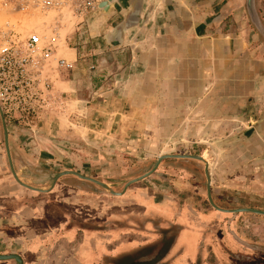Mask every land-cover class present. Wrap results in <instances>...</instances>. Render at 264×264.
<instances>
[{
    "label": "crops",
    "instance_id": "1",
    "mask_svg": "<svg viewBox=\"0 0 264 264\" xmlns=\"http://www.w3.org/2000/svg\"><path fill=\"white\" fill-rule=\"evenodd\" d=\"M112 8L104 60L126 72L139 110L152 108L155 120L146 132L176 137L185 128L191 136L185 149L216 147L220 188L211 189L213 202L226 210L255 208L242 183L256 178L232 175L228 167L236 173L253 165L264 150V0H117ZM43 144L45 156L57 147ZM10 150L17 170L34 162ZM196 169L204 174L205 165L166 159L154 174L174 187L160 195L127 190L82 203L76 190L64 191L63 179L48 193L21 188L4 174L0 157V254H18L24 264H244L252 258L244 253L252 243L245 230L255 221L243 219L241 228L237 214L211 207ZM226 177L231 184L220 185Z\"/></svg>",
    "mask_w": 264,
    "mask_h": 264
},
{
    "label": "rangeland",
    "instance_id": "2",
    "mask_svg": "<svg viewBox=\"0 0 264 264\" xmlns=\"http://www.w3.org/2000/svg\"><path fill=\"white\" fill-rule=\"evenodd\" d=\"M11 2L12 0H0V45L37 35L38 46L50 45L53 55L50 61L32 70L35 82L23 93V96L29 97L25 103H19L17 95L10 89V81L0 82V94L4 98L2 102L11 116L4 118L9 134V147L18 148L24 157L34 161L26 163V169L31 174L76 171L103 183H110L116 192H120L125 182L147 172L161 154L191 152L192 155H203L209 160V175L211 180L213 178L210 188L214 191L220 188L217 187L220 177L216 147H205L203 151L196 148L185 149L186 144L183 141L191 139V136L185 133V128L176 137L167 133L159 137L146 132L155 120L152 108L147 104L146 109L140 111L138 101L132 96L133 87L125 86L123 81L126 72L123 69L107 67L104 60L111 42L107 29L113 24L112 11L98 12L88 18H81L75 17L68 9L21 11ZM114 6L115 4L113 11ZM74 50L78 54L76 60L73 56ZM59 60H65L71 67L61 66ZM183 119L187 121L186 118ZM241 136H238V139ZM195 140L201 141L200 138ZM206 140L207 138H204V141ZM3 142L0 119V157L4 160V174L7 175L9 171ZM43 142L57 146L49 150V156L41 154ZM209 142H216V139H209ZM177 143L183 145H176ZM80 145L84 148H78ZM231 146L233 144L227 145ZM247 153L250 152L247 150ZM255 156L253 165L248 161L237 168L236 173L231 167L228 169L232 175L242 172L256 178L252 184L247 186L244 182L242 186L245 185V189L253 193V208L264 211V150H258ZM168 164L172 163L167 161L165 165ZM197 173L201 187L206 189L203 170ZM158 177L153 174L131 186L129 190L142 189L158 196L160 190L174 187L169 178L162 177L160 180L161 177ZM62 179L65 192L76 190L77 202H100L109 199L108 196L91 192L75 178ZM223 179L226 180L220 185L231 184L229 178ZM114 180L118 183H114ZM194 183L197 182L193 181L192 184ZM86 185L91 186L89 183ZM227 195L225 198L228 200ZM154 199L160 200L159 197ZM114 201L116 205L117 200ZM120 201L119 205H122ZM227 205L232 204L227 201ZM248 218L255 222L247 225L244 236L250 239L252 244H256L258 249L251 251L244 248V253L252 256L251 261L244 264H264V216L256 215L254 218L248 213L237 214L235 223L237 226L240 224L242 228L243 219Z\"/></svg>",
    "mask_w": 264,
    "mask_h": 264
},
{
    "label": "built area",
    "instance_id": "3",
    "mask_svg": "<svg viewBox=\"0 0 264 264\" xmlns=\"http://www.w3.org/2000/svg\"><path fill=\"white\" fill-rule=\"evenodd\" d=\"M117 0H12V4L19 10L31 11H61L68 9L75 17L88 18L105 7L112 8ZM37 35H31L25 40H12L8 44L0 45V82L10 81V89L17 95L19 103H25L29 97L23 96L25 89L34 84L32 70L53 58L50 45L39 47ZM61 66L70 68L65 60H59ZM9 89V88H8ZM0 94V106L6 118H11L4 106ZM25 111V110H23Z\"/></svg>",
    "mask_w": 264,
    "mask_h": 264
},
{
    "label": "water",
    "instance_id": "4",
    "mask_svg": "<svg viewBox=\"0 0 264 264\" xmlns=\"http://www.w3.org/2000/svg\"><path fill=\"white\" fill-rule=\"evenodd\" d=\"M110 7H108L109 10ZM0 119L3 126V136H4V146H5V152H6V159H7V167L9 174H7L13 181H15L21 188L39 192V193H48L51 191L56 184V182L59 179H62L63 177H74L75 179L82 180L83 182H88L90 185H86V183H83L85 187L89 188L91 192L98 194V195H109L114 197H121L123 196L127 190L131 188V186L143 181L147 177L153 175L160 163L166 159H175V158H188V159H194L197 161L202 162L205 165V178H206V194H207V200L211 207H213L215 210L231 214L235 216L236 214H243V213H252L256 215H263L264 211L256 210L253 208H239V209H221L219 208L212 200L211 197V188H210V175L208 171V164L206 160L202 156L197 155H161L159 156L156 161L153 163L152 167L145 172L143 175L136 177L130 181H127L123 184V187L120 192L115 191V187L110 183H103L99 180L93 179L91 177H87L85 175H82L76 171H63L60 173H49L46 175H36L31 174L26 168L17 170L14 166L13 159L11 157L10 153V147L8 144V133L7 129L4 123L3 114L0 110ZM46 186H41L46 184ZM87 183V184H88ZM114 183H118V181L114 180ZM95 186V187H92ZM10 262L11 264H24V260L22 257L18 254H0V264H8Z\"/></svg>",
    "mask_w": 264,
    "mask_h": 264
},
{
    "label": "flooded vegetation",
    "instance_id": "5",
    "mask_svg": "<svg viewBox=\"0 0 264 264\" xmlns=\"http://www.w3.org/2000/svg\"><path fill=\"white\" fill-rule=\"evenodd\" d=\"M0 110H1V112H2V114H3V119L5 118V116H4V113H3V110H2V108H1V106H0ZM4 123H5V119H4ZM5 126H6V123H5ZM6 129H7V126H6ZM2 131H3V126H2ZM7 133H8V129H7ZM8 136H9V134H8ZM247 136H249V133H244L243 134V137H247ZM3 138H4V136H3ZM8 144H9V142H8ZM3 145H4V142H3ZM4 149H5V146H4ZM176 155H185V153L184 154H176ZM79 173V172H78ZM81 174V173H80ZM77 181L78 182H82V183H88V182H83L82 180H79V179H77ZM245 248L247 249V250H251V251H255V250H257L258 249V247H256V244H252V243H250L249 244V246H245ZM251 260H248L247 261V259H243V263H248V262H250Z\"/></svg>",
    "mask_w": 264,
    "mask_h": 264
},
{
    "label": "bare ground",
    "instance_id": "6",
    "mask_svg": "<svg viewBox=\"0 0 264 264\" xmlns=\"http://www.w3.org/2000/svg\"><path fill=\"white\" fill-rule=\"evenodd\" d=\"M103 11H104V12H107V11H108V7H105V8L103 9Z\"/></svg>",
    "mask_w": 264,
    "mask_h": 264
}]
</instances>
